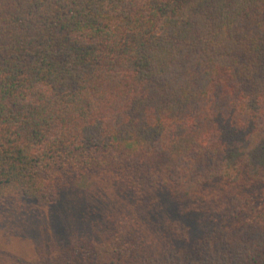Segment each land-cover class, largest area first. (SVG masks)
<instances>
[{
    "label": "trees",
    "instance_id": "obj_1",
    "mask_svg": "<svg viewBox=\"0 0 264 264\" xmlns=\"http://www.w3.org/2000/svg\"><path fill=\"white\" fill-rule=\"evenodd\" d=\"M0 229L35 244L0 264H264V0H0Z\"/></svg>",
    "mask_w": 264,
    "mask_h": 264
},
{
    "label": "rangeland",
    "instance_id": "obj_2",
    "mask_svg": "<svg viewBox=\"0 0 264 264\" xmlns=\"http://www.w3.org/2000/svg\"><path fill=\"white\" fill-rule=\"evenodd\" d=\"M93 183L89 176H84L81 182L77 183L80 189H88ZM34 243L29 239H21L19 237H9L4 230L0 229V250H6L13 254H18L20 257L30 258L34 255Z\"/></svg>",
    "mask_w": 264,
    "mask_h": 264
}]
</instances>
